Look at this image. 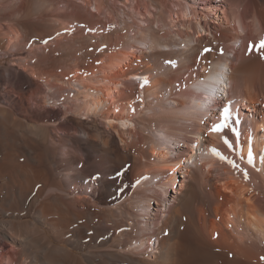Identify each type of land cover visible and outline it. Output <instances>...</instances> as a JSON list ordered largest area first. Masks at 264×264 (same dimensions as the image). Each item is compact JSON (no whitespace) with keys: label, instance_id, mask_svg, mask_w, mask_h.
<instances>
[{"label":"bare ground","instance_id":"6f19581e","mask_svg":"<svg viewBox=\"0 0 264 264\" xmlns=\"http://www.w3.org/2000/svg\"><path fill=\"white\" fill-rule=\"evenodd\" d=\"M28 1L0 28L15 62L0 72V207L36 189L30 212L0 223L3 263L264 264V0H79L122 15L86 80L40 58L56 38ZM47 104L55 122L39 124Z\"/></svg>","mask_w":264,"mask_h":264},{"label":"rangeland","instance_id":"374dc122","mask_svg":"<svg viewBox=\"0 0 264 264\" xmlns=\"http://www.w3.org/2000/svg\"><path fill=\"white\" fill-rule=\"evenodd\" d=\"M34 1V2H33ZM39 2V0H29L28 1V5H29V9H30V15L32 16H30V19L32 20H34L33 21V23H32V21H30L31 22V24H34V25H36L38 28L36 29L37 31L39 30V28L41 29V31H39V33L40 32H42V30H43V32L42 33H44V35H47V34H50L51 33V35H48V36H45L43 39H49V38H51V36H52V38L53 39H55V40H53L52 38V40L54 41H46V40H44L43 41V43H44V45H41L42 47H41V52L43 51V49H44V52H40V58L43 60V58L45 57V60H46V62H48V60L49 59H54V57H55V59H57L58 61H59V63H60V68L57 70V74H58V77H60V79H62V77L64 78V76H66L65 78H67V80H75V79H77V78H80V74H81V77H84V78H82L83 80H86L89 76H91L90 74H92V73H94V71H93V69H90V67L92 68V66H93V68L95 69L97 66H101L102 65V60H101V55L103 54V50L105 49L104 47H106L107 46V43L105 44L104 43V38H105V35L107 36V35H111V36H113V34H115L116 32H118V33H121L122 34V30H121V27H122V23H121V20H122V15H120L119 16V21H118V19L116 18V20H117V22L118 23H116V20L115 21H112V20H106L107 18H106V16H105V13L104 12H102L101 14H95V13H93V7H89V6H87V7H83V6H81V4L79 3V0H68V2H67V0H51V2L49 1V0H47L46 2H45V0H40V2H42L44 5H45V3L47 4V6L45 5H43L42 3L40 4V3H38ZM49 1V2H48ZM64 1V2H63ZM88 1H90L89 3H91V4H93V1L92 0H88ZM12 2H14L13 4H12ZM11 4V5H9V4ZM49 3V4H48ZM1 4H8L9 5V7H8V10L6 9V11L5 12H7V13H10V14H4L3 15V13H1V11H0V18L2 19H0V22H1V24H0V28H1V26L2 25H6L7 24V27H11L12 26V22H14V21H19L20 20V18L21 17H19V16H17L16 14H14V12H13V10H12V12H10L11 11V9H10V7L12 6V5H14V4H16V0H0V5ZM35 4H37V5H35ZM52 4V5H51ZM113 4V3H112ZM111 4V5H112ZM115 4V5H114ZM112 6H113V8L114 9H116L115 11V15L117 16L118 15V13L119 14H121V12H122V7H121V5L120 4H118L117 2H115ZM118 4V5H117ZM35 5V6H34ZM40 5H42V6H40ZM142 5H143V3L141 2V8H140V11L142 12V13H145L144 12V8L142 7ZM13 7V6H12ZM11 7V8H12ZM35 7H36V10H37V8L38 7H40V9H38L37 11L35 10ZM42 8V9H41ZM69 8V9H68ZM13 9V8H12ZM67 9V10H66ZM119 9V10H118ZM63 11V12H62ZM69 11V12H68ZM86 11V12H85ZM90 13H89V12ZM121 11V12H120ZM125 11H128V12H131L130 11V9H125ZM4 12V13H5ZM69 13V14H68ZM92 13V14H91ZM117 13V14H116ZM13 14V15H12ZM41 14H42V16H41ZM63 16H62V15ZM64 14H66V15H64ZM68 14V15H67ZM2 15V16H1ZM12 15V16H11ZM53 15H55V16H53ZM17 16V17H16ZM39 16V17H38ZM68 16V17H67ZM3 17V18H2ZM5 17V18H4ZM8 17V18H7ZM11 17V18H10ZM13 17H15V18H17V19H15L14 20V18ZM52 17V18H51ZM10 18V19H9ZM29 18V17H28ZM37 18V19H36ZM39 18H41L40 20H39ZM53 18H54V20H53ZM58 18V19H57ZM79 18V19H78ZM6 19V20H5ZM50 19H52V23H50L51 21H50ZM55 19H57V20H55ZM126 19V18H125ZM136 19H138V17L136 16ZM3 20H5V21H3ZM38 20V23L36 22ZM42 20V21H41ZM61 20V21H60ZM74 20V21H73ZM127 20V19H126ZM3 21V22H2ZM55 21H57L58 23H55ZM138 21V20H137ZM37 24H36V23ZM44 23V25H43V23ZM47 23V25L45 26V24ZM59 22H60V24H61V26H63V24H64V26H66V27H64V29H60V30H58L59 28H62V27H60L59 26ZM75 22V23H74ZM3 23V24H2ZM40 23H42V24H40ZM54 25V28L52 29V26ZM68 24V25H67ZM72 24H74L73 26H72ZM115 24H117V25H115ZM120 24H121V26H120ZM55 25H56V27H55ZM71 25V26H70ZM87 25V26H86ZM118 25H119V27H118ZM44 26V27H43ZM58 26V27H57ZM42 27L44 28V29H42ZM83 27V28H82ZM116 27H117V30H116ZM12 28H18V27H14V26H12ZM58 28V29H57ZM68 28V29H67ZM71 28H73V29H71ZM78 28V29H77ZM118 28H119V30H118ZM51 29L53 30L52 32H51ZM70 29V30H69ZM55 30H57V33H56V31ZM65 30V31H64ZM72 30V31H71ZM116 30V31H115ZM46 32V34H45V32ZM55 31V32H54ZM61 31V32H60ZM107 31H108V34H107ZM112 31H114V32H112ZM63 32V33H62ZM75 32H77V33H75ZM79 32V33H78ZM112 32V33H111ZM54 33H56L57 34V37L55 36L56 34H54ZM58 33H60V34H58ZM62 33V34H61ZM82 33V34H81ZM73 34H74V36H73ZM97 34V35H96ZM104 34V35H103ZM58 35H59V37H58ZM83 35V36H82ZM81 37V39H78V38H75V37ZM104 36V37H103ZM91 38V39H90ZM51 39H49V40H51ZM56 40H57V42H56ZM62 41V42H60V41ZM83 41V42H82ZM56 42V43H55ZM75 42H77V43H75ZM81 42V43H80ZM93 42V43H92ZM42 43V44H43ZM238 43H240V42H238ZM53 44V45H52ZM79 44V45H78ZM101 44V45H100ZM104 44H105V46H104ZM50 45V46H49ZM75 45V46H74ZM81 45V46H80ZM43 46H46V47H43ZM72 46V47H71ZM96 46H98V47H96ZM53 47V48H52ZM49 48L50 49H52V51H54V53H52V51L51 52H49L50 50H49ZM73 48V49H72ZM101 48H102V50H101ZM46 49V50H45ZM58 49V50H57ZM99 51H101V52H99ZM105 51V50H104ZM48 52V53H47ZM98 52V53H97ZM52 55H51V54ZM46 54V55H45ZM95 54V55H94ZM97 54V55H96ZM101 54V55H100ZM49 55V56H48ZM69 55H70V57H69ZM42 56V57H41ZM47 56V57H46ZM52 56H54V57H52ZM97 57H98V59H97ZM11 57L8 55V54H3V51H0V72H2V73H7L8 71H9V69H10V67H11V65H13V64H15V62L12 60V58L10 59ZM49 58V59H48ZM60 58V59H59ZM92 58V59H91ZM100 58V59H99ZM94 59H95V61H94ZM80 60V61H79ZM93 60V61H92ZM99 60V61H98ZM79 61V62H78ZM75 62H77V63H75ZM87 62V63H86ZM95 62L97 63V66H96V64H95ZM79 63V64H78ZM90 63V64H89ZM98 63H99V65H98ZM81 64V65H80ZM90 66H89V65ZM101 64V65H100ZM66 67H65V66ZM96 67H95V66ZM64 66V67H63ZM72 66H75V67H79L78 68V70L79 71H84L85 73H87V75L85 74V73H81V72H79L78 70H75V67L73 68ZM83 67H84V69H83ZM62 68V69H61ZM68 71H67V70ZM65 70V71H64ZM72 70V71H71ZM73 70H75V72L73 71ZM61 72V73H63V74H59L58 72ZM65 73H64V72ZM78 71V72H77ZM90 71H92L91 73H89ZM75 73H77V74H75ZM74 74V75H73ZM85 74V76H83ZM89 75V76H88ZM74 76V77H73ZM75 76H79V77H75ZM88 76V77H87ZM73 78V79H72ZM64 80H66V79H64ZM41 82H39L34 88H36L37 90H44V85L42 86V83L40 84ZM3 87V88H2ZM2 87H0V93H3V92H1L2 90H4L5 89V91H7V92H9V91H11L10 90V88H9V86H2ZM5 87V88H4ZM2 88V89H1ZM8 88V89H7ZM39 88V89H38ZM43 88V89H42ZM207 103H209V102H207ZM6 106V105H5ZM16 107V106H15ZM49 106H48V104L45 106V108H46V110L48 111V112H50L49 113V116L47 117V119L46 118H44L42 121H38V123L39 124H43L44 125V123L45 124H48V123H46V122H48V121H50L51 123H53V122H55V120H53V119H55L54 117H53V114H52V109H50V107L48 108ZM52 117H51V116ZM50 118V119H49ZM13 132H14V127H11L10 128V135H9V138L10 139H15L14 137H17V136H15V134H14V136H13ZM22 132V130L20 129V132H18V133H21ZM12 134V135H11ZM12 137V138H11ZM19 161H21V162H23L24 161V159L22 158V159H20ZM2 183H3V181H0V186L2 185ZM32 187H30V188H28L27 190H29V191H26L25 192V194L23 195L24 197H26V198H24V201H23V203L22 202H18L17 200V203H18V205H17V203L15 202V204H14V207H12L11 206V208H12V210H11V208H10V206H5L6 208V210L5 209H2V207H0V223L2 222H10V221H15L16 219L14 218V213H15V215H19V214H23V211H25L24 213H26V211L28 212L29 210H30V208L27 206V205H29V202L31 201V197H33V194H34V191H35V189H36V187L34 186L33 187V189H31ZM18 188H17V185L15 186L14 185V187L12 188V190L13 191H15V190H17ZM34 190V191H33ZM9 194V187L7 186V188L6 187H4L1 191H0V205L1 204H3V203H5L4 201H5V199H6V197H7V195ZM26 194L29 196L30 195V198L28 199V196H26ZM25 199H26V201H27V199L29 200V201H27V202H25ZM21 203V204H20ZM27 203V204H26ZM18 207H17V206ZM24 205H26V207L24 206ZM21 208H20V207ZM24 206V207H23ZM17 207V208H16ZM28 207V208H27ZM30 207H31V204H30ZM4 208V207H3ZM14 209V210H13ZM17 209V210H16ZM21 209V210H20ZM25 209H27V210H25ZM16 210V211H15ZM8 211V212H7ZM3 212V213H2ZM21 212V213H20ZM30 212V211H29ZM17 215V216H18ZM19 216H21V215H19ZM19 221H24V222H30V223H32V224H34V225H36V223L34 222V220L30 217V216H27V217H23V218H20V220ZM38 226V225H37ZM39 227V226H38ZM41 230H43L44 231V233L46 234V236L50 239V237H55V236H51V234H53L54 235V232H55V235H56V231L54 230V229H51L50 227V229L49 228H47V226H40L39 227ZM38 228V229H39ZM51 232V233H50ZM53 232V233H52ZM32 238V240H35V239H37V235H35L34 237H31ZM53 238H51L50 239V241L53 243V244H55L54 242H55V239H53ZM54 241H53V240ZM38 247H39V245H38ZM39 249V248H38ZM32 251H36L35 253H39V251H37L36 249L34 250V247H33V249H32ZM3 253V252H2ZM1 253V251H0V255H1V258H2V256H3V254ZM31 257V256H30ZM1 258H0V260H1ZM3 262H5V261H3V259L1 260V264H7V263H3ZM38 262H39V260H38ZM37 262V263H38Z\"/></svg>","mask_w":264,"mask_h":264},{"label":"snow or ice","instance_id":"6c2138e0","mask_svg":"<svg viewBox=\"0 0 264 264\" xmlns=\"http://www.w3.org/2000/svg\"><path fill=\"white\" fill-rule=\"evenodd\" d=\"M262 44H264V42H262ZM223 111H224V115H223V118H222L223 122L221 124H219V125H216L213 128V131H220L222 128H225V127L228 126L227 122L230 119L231 112H230V109L228 107H225ZM233 131H235V130L233 129ZM213 151H215V150H213ZM249 163H251V158L249 159Z\"/></svg>","mask_w":264,"mask_h":264}]
</instances>
